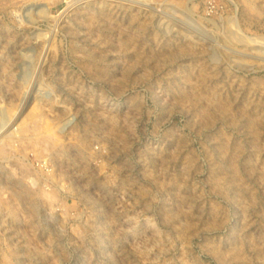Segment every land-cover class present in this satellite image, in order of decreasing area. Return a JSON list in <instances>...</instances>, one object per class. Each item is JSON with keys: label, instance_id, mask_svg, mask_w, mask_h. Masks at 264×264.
Segmentation results:
<instances>
[{"label": "rangeland", "instance_id": "1", "mask_svg": "<svg viewBox=\"0 0 264 264\" xmlns=\"http://www.w3.org/2000/svg\"><path fill=\"white\" fill-rule=\"evenodd\" d=\"M0 125V264H264V0H0Z\"/></svg>", "mask_w": 264, "mask_h": 264}, {"label": "bare ground", "instance_id": "2", "mask_svg": "<svg viewBox=\"0 0 264 264\" xmlns=\"http://www.w3.org/2000/svg\"><path fill=\"white\" fill-rule=\"evenodd\" d=\"M31 6H34V7H37V4H33V5H31ZM2 123V122H1ZM4 123V122H3ZM2 125H0V127H1Z\"/></svg>", "mask_w": 264, "mask_h": 264}]
</instances>
